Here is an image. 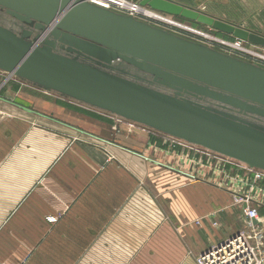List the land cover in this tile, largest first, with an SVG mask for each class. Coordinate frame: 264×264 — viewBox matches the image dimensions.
I'll return each instance as SVG.
<instances>
[{"label":"crops","instance_id":"1","mask_svg":"<svg viewBox=\"0 0 264 264\" xmlns=\"http://www.w3.org/2000/svg\"><path fill=\"white\" fill-rule=\"evenodd\" d=\"M173 1L264 34L244 20L264 18V0ZM6 75L0 79V264H87V257L116 258L124 253L133 258L127 264H197L201 252L242 230L240 225L228 229L220 221L221 215L226 220L223 214L231 208V198L209 182L187 175L180 185L189 192L186 204H194V210L185 215L189 222L169 221L177 225L175 234L181 239L174 238V246L178 247L151 248V220L135 216L133 199L140 189L151 191L152 166L167 167L159 159L165 157L164 142L155 148L156 160L149 157L151 139L116 127L110 117L92 108L43 102L42 114L34 113L11 102L16 91L8 89ZM226 167L234 173L241 169ZM261 186L264 189V181ZM238 203L242 215L243 204ZM216 212L223 214L217 217ZM195 218L201 220L199 225L191 221ZM214 221L221 228H215ZM158 226L157 242L165 243L166 221L159 219ZM125 233L134 243L141 240L143 247L114 250L113 243L124 239ZM166 257L172 261L161 260ZM150 258L159 259L151 263Z\"/></svg>","mask_w":264,"mask_h":264},{"label":"water","instance_id":"2","mask_svg":"<svg viewBox=\"0 0 264 264\" xmlns=\"http://www.w3.org/2000/svg\"><path fill=\"white\" fill-rule=\"evenodd\" d=\"M264 48L173 0H130ZM0 70L264 170V68L83 0H0Z\"/></svg>","mask_w":264,"mask_h":264},{"label":"rangeland","instance_id":"3","mask_svg":"<svg viewBox=\"0 0 264 264\" xmlns=\"http://www.w3.org/2000/svg\"><path fill=\"white\" fill-rule=\"evenodd\" d=\"M112 3H115L112 2ZM110 8L117 9V7L113 4H109ZM124 13H127L128 9H118ZM179 21L185 23L186 25L194 28L188 29V31L196 32V30H201L205 33L218 36L220 38H225L226 35L215 31L211 28H206L201 26H197L192 24V22L180 19L176 17ZM247 21V24L250 27L264 30V18L261 17H249L244 18ZM0 24H4L9 26L8 18L2 12H0ZM182 32L185 38L190 40H198L209 43L208 40L195 35L190 32L180 31ZM206 37V35H205ZM202 42V43H203ZM205 44V43H204ZM215 49L220 50L221 46L217 44H213ZM253 46V45H252ZM7 73L0 71V79H2ZM6 81L8 82V89H12L15 92L14 97H12L11 102L22 107H25L35 113L38 112L42 114V108H40L44 103L54 104L58 107H70L76 108L77 106H85L94 109L105 116H108L112 119L113 122L116 123V127L124 126L129 131H134L136 134L146 135L148 139H151V151L149 152V157L154 158L156 160H161V163L166 165V168H159V166H152L155 170L151 172L150 177V190L146 191L145 193L142 192V189L136 191V194L133 199L134 208L136 210L135 216L137 217H148L151 220V237H150V244L151 248H174L178 246H174V238H176L177 242L179 235L175 234L177 225H170L169 221L172 220L174 222L181 221L182 219L189 220L185 215H188L189 212H193L194 204H186L189 203V192H184V188L180 185L182 181L188 180L187 175H191L194 177L201 178L211 185H213L217 191L220 192L225 196V198H231V208L223 213L216 212L217 217L218 215L223 214L226 215V220H223L222 215L220 216V221L224 222L225 226L230 228H234L236 225H240L242 229L245 227V221H242V215L239 209V201L232 195V192H237L240 195H248L253 198L256 202L257 200H262L264 203V193L261 195V192L258 193V186L257 184L253 186L252 180L247 177L245 174L246 166L243 162L235 163L236 159H230L224 155L219 153H215L209 149H205L198 145L189 143L182 139L175 138L171 135L165 134L163 132L157 131L153 128L147 127L143 124L137 122H131L121 116H117L116 114L107 112L105 110L90 106L86 103L81 101H77L75 99L66 97L61 95L57 92L43 89L42 87L33 85L29 82H26L20 78L15 76H10L9 78L5 77ZM22 91V93H21ZM10 102H6V105H9ZM0 104H3V102ZM35 107H39L40 109H36ZM25 112H23L24 114ZM164 142L165 147V157L161 156L158 157L154 154L156 151L158 144H163ZM240 162V161H239ZM233 165V166H240L238 173H234V169L227 168L226 165ZM237 164V165H236ZM241 164V165H239ZM168 168H173L174 170L179 171L174 172L169 170ZM161 170V171H159ZM163 170L166 171V177L163 178ZM243 170V174L239 172ZM160 172L161 175H160ZM173 174H176L174 176ZM245 175V176H244ZM162 180V185H159V180ZM182 180V181H181ZM263 182V181H262ZM262 182H259L261 185ZM232 196H231V195ZM226 202V201H225ZM253 202L254 205L256 203ZM237 204V205H236ZM263 206V205H262ZM259 209V207H258ZM260 212L264 213V209L260 206ZM242 212V211H241ZM244 217V215H243ZM245 218V217H244ZM165 220L166 221V242L163 243L160 241L158 243V220ZM225 219V218H224ZM242 223L239 224L238 221ZM194 224L199 225L201 223L200 219L191 220ZM189 222V221H188ZM215 228H221V224L219 221L213 222ZM162 227V225H161ZM125 238L120 239L119 241H115L113 243L114 250H126L131 247H143L142 241H138L134 243L131 239V236L127 233L124 234ZM178 244V243H177ZM105 251V250H104ZM126 252V251H125ZM118 259V261L116 260ZM159 258H150L151 263L155 262ZM133 258L127 257L124 253L122 256L112 258L110 255L108 256H92L87 257V264H110L112 262L119 263V264H127L132 263ZM161 260H166V263L172 261L171 257L161 258Z\"/></svg>","mask_w":264,"mask_h":264},{"label":"built area","instance_id":"4","mask_svg":"<svg viewBox=\"0 0 264 264\" xmlns=\"http://www.w3.org/2000/svg\"><path fill=\"white\" fill-rule=\"evenodd\" d=\"M83 1L109 8L118 13L132 15L138 20L144 21L152 26L161 28L184 38L185 36L182 35L183 33L180 32L181 30L193 33L208 40L209 43L203 42L202 40L192 41L201 44L205 43L204 45L213 49H215L213 44H217L221 46V49L216 50L264 68V49L261 47L252 46L235 38H220L201 30L195 29V33L188 31L189 28L192 30H194V28L179 21L176 17L151 10L148 7H142L130 0L126 1L136 6V8H138L137 10L118 5H115L117 9L110 8L109 4L111 3L108 2L109 0ZM122 8L128 9L127 13L118 10ZM110 156L111 155L108 153L109 158ZM244 165L246 166L245 175L252 180L253 186L256 184L260 186L257 190L258 193L261 192V195H263L264 189L259 182L264 181V170L250 167L245 163ZM236 199L243 204L241 210L245 217L244 229L238 231L219 244L201 252L195 258L197 264H264V215H260L258 211V207L264 205V203L262 200H257L255 202L253 198L248 195H239ZM253 202H255L256 205H254Z\"/></svg>","mask_w":264,"mask_h":264},{"label":"bare ground","instance_id":"5","mask_svg":"<svg viewBox=\"0 0 264 264\" xmlns=\"http://www.w3.org/2000/svg\"><path fill=\"white\" fill-rule=\"evenodd\" d=\"M114 1H115V3H112ZM108 2L111 3V4H114V5L127 7V8H130V9H133V10H137L138 9V8H136V6H134L130 2H127L126 0H109Z\"/></svg>","mask_w":264,"mask_h":264},{"label":"flooded vegetation","instance_id":"6","mask_svg":"<svg viewBox=\"0 0 264 264\" xmlns=\"http://www.w3.org/2000/svg\"><path fill=\"white\" fill-rule=\"evenodd\" d=\"M0 12H1V11H0ZM10 25L13 26V28H14L15 30H17V28H18L17 26H18V25L15 26V24H14L13 22H12V23H9V26H10Z\"/></svg>","mask_w":264,"mask_h":264},{"label":"trees","instance_id":"7","mask_svg":"<svg viewBox=\"0 0 264 264\" xmlns=\"http://www.w3.org/2000/svg\"><path fill=\"white\" fill-rule=\"evenodd\" d=\"M178 18H180V17H178ZM180 19H183V18H180ZM183 20H185V19H183ZM186 21H188V20H186ZM189 22H191V21H189Z\"/></svg>","mask_w":264,"mask_h":264}]
</instances>
